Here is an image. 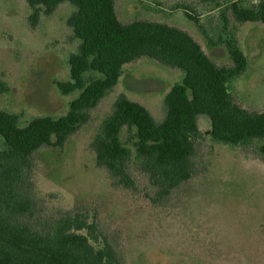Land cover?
<instances>
[{
    "label": "rangeland",
    "instance_id": "rangeland-1",
    "mask_svg": "<svg viewBox=\"0 0 264 264\" xmlns=\"http://www.w3.org/2000/svg\"><path fill=\"white\" fill-rule=\"evenodd\" d=\"M261 0H114L120 23L151 21L189 33L217 66L233 64L223 43L234 37L247 61L245 72L228 84L236 104L250 112L264 110V25L236 24L227 10L231 3L255 8ZM190 5L203 31L176 7ZM76 8L60 4L41 15L36 28L27 17L25 0H0V78L9 91L0 97V111L18 117V126L32 119H57L68 111L80 92L62 95L54 82H68V58L79 41L66 21ZM223 14L228 20L224 24ZM209 37L217 44L208 43ZM158 62L143 57L123 66L117 86L92 109L64 146H46L32 156L25 175L34 203L35 228L66 213H82L95 222L122 264H264V161L259 142L231 146L214 142L210 122L198 117L201 137L191 156V178L159 198L147 174L141 171L133 144L135 130L123 128L120 142L131 151L127 172L136 189L116 183L96 164L91 143L113 111L119 95L139 100L159 124L165 117L163 97L181 78ZM85 81L98 77L86 73ZM141 105V104H140ZM5 149L0 138V152Z\"/></svg>",
    "mask_w": 264,
    "mask_h": 264
},
{
    "label": "trees",
    "instance_id": "trees-1",
    "mask_svg": "<svg viewBox=\"0 0 264 264\" xmlns=\"http://www.w3.org/2000/svg\"><path fill=\"white\" fill-rule=\"evenodd\" d=\"M27 17L36 28L41 15L50 16L62 3L76 10L66 21L79 41L77 52L68 58V82L55 81L62 95L80 92L65 115L53 119L38 117L18 126V117L0 111V264H122L107 240L82 213H66L46 221L40 228L24 222L35 215L25 175L32 168V156L42 147H63L75 131L88 122L89 112L117 84L122 67L143 57L182 72L163 99L165 117L157 124L140 104L119 95L111 115L94 136L91 149L98 166L104 168L125 189H136L127 172L131 151L119 140L123 128L135 130V156L141 171L148 175L164 198L192 176L191 156L201 137L197 118L210 122V137L231 146L259 142L264 161V110L250 112L234 101L229 82L241 76L247 61L234 37L221 41L232 62L217 66L198 42L186 31L151 21L123 24L117 19L114 0H25ZM215 3L217 0H198ZM186 19L203 31L193 8L181 3L176 7ZM227 10L236 24L260 22L264 25V0L255 8L231 3ZM224 24L228 20L223 14ZM208 43L215 46L209 37ZM86 73L98 77L85 81ZM9 91L0 78V97ZM264 233V231H263Z\"/></svg>",
    "mask_w": 264,
    "mask_h": 264
},
{
    "label": "crops",
    "instance_id": "crops-1",
    "mask_svg": "<svg viewBox=\"0 0 264 264\" xmlns=\"http://www.w3.org/2000/svg\"><path fill=\"white\" fill-rule=\"evenodd\" d=\"M127 65V64H126ZM125 66V65H124ZM123 68V67H122ZM176 70L177 69H172L171 71H175L176 72ZM180 72V74H181V78H180V80L178 81V82H176V83H179L181 80H182V78H183V74H182V72L181 71H179ZM119 79H120V77H119ZM119 79H118V81H119ZM118 83V82H117ZM116 86H117V84H116ZM115 86V87H116ZM173 86V84L171 85V87ZM114 87V88H115ZM171 87H169L168 89H167V92L165 93V95H164V97L166 96V94L170 91V89H171ZM164 97H163V99H164ZM133 102H136V103H138V104H141L142 106H144V104L141 102V101H139V100H134ZM198 119V118H197Z\"/></svg>",
    "mask_w": 264,
    "mask_h": 264
}]
</instances>
